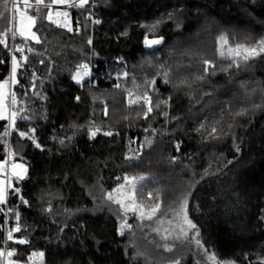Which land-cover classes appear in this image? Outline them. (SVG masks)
Wrapping results in <instances>:
<instances>
[{"label": "trees", "instance_id": "obj_1", "mask_svg": "<svg viewBox=\"0 0 264 264\" xmlns=\"http://www.w3.org/2000/svg\"><path fill=\"white\" fill-rule=\"evenodd\" d=\"M12 1L0 0V39L7 41L0 45V81L10 77L12 43L24 46L28 60L11 89L16 124L8 132L9 122L0 121V163L19 162L27 171L9 180L0 205V252H14L20 264L35 253H43L41 264H205L194 243L175 237L168 251L155 231L187 197V213L218 264H264V54L237 68L218 51L222 34L225 52L264 37V0H93L100 21L94 25L91 2L64 8L44 0L27 11L39 43L3 36ZM58 9L68 13L72 31L48 20ZM146 35L163 43L148 50ZM204 61L215 69L205 73ZM83 63L92 75L77 84ZM145 92L154 106L148 119L129 105L131 93ZM157 97L166 101L159 109ZM241 108L246 114L235 116ZM247 157L256 181L240 180L233 192L209 199L207 186L227 179ZM132 177L136 204L147 212L160 205L150 221L107 199ZM123 224L131 228L121 235Z\"/></svg>", "mask_w": 264, "mask_h": 264}, {"label": "snow or ice", "instance_id": "obj_2", "mask_svg": "<svg viewBox=\"0 0 264 264\" xmlns=\"http://www.w3.org/2000/svg\"><path fill=\"white\" fill-rule=\"evenodd\" d=\"M252 2L254 3L255 0H252ZM53 3L57 4V5H62V4H66L67 0H53ZM36 4L37 6L43 5L44 4V0H36ZM88 4V0H80V7H84L85 5ZM45 7H50V5H44ZM30 7V0H23V7L21 8L19 4H14L13 9L11 10V12L13 13L12 15H10L8 17V22H9V27L7 28L6 31L3 32V36L5 37H9V33H11L10 39H15V37L17 35H19L20 37H22L24 40H35L36 43H39V37L36 35V32L31 31V28L36 24L35 19L33 18V16H28L26 15L28 9ZM5 10L7 11V4H5L4 6ZM36 11H39V7H37ZM52 12H48L47 13V18L49 21H51L52 23H56V21L52 20ZM56 15H63L64 17L68 16L67 12H63V13H56ZM172 16L171 14L169 15V19H171ZM25 21H27V25H25ZM13 22H17L19 24V27L17 29H13V27L11 26L13 24ZM96 23H99V20L95 21ZM162 23V20H158V21H154L149 27V31L155 32V30L157 29L158 25ZM63 27H68L67 23L65 22L63 25ZM177 27H179V23H177ZM69 31H72L71 28H68ZM89 44H91V40L88 41ZM163 43V37H159V38H152L149 39L148 36L146 35L144 38V44L147 48L152 49L160 44ZM218 44H219V55L221 57L222 60H228L230 61L229 67L231 66H235L237 68L240 67L241 63L247 64V62L251 59H255L259 56H261V54H264V37H261L256 43L251 44V45H244V44H235L234 47L229 46L227 47V50L225 52V46L229 45V40L227 35H220L218 38ZM0 45H5L7 46V41L5 39H0ZM25 51L24 46H18L15 48V52L20 53L21 57L20 59H17V57L15 55H13L11 57V73H10V77L8 79H5L3 81V83H0V121H4L5 119L8 118V113L6 112L5 108H4V99H5V94L3 92V89L6 85L9 84V81H11V83L13 84H17L19 83V81L17 80V70L18 68L21 66L22 61L26 62L28 60L27 56H24L23 53ZM29 51H31V49H29ZM42 62V61H41ZM0 63H3L2 60H0ZM204 64L206 65V67L204 68V72L207 73L209 67L215 69V65L211 64L209 61H204ZM30 67V65H29ZM78 71H76L75 73V79L76 81L79 83L81 81V78L84 76H88L89 75V65L88 63H83L79 66ZM24 73H21V76H23ZM126 75V74H125ZM164 83H168V73L167 71L164 72ZM203 77H201L202 79ZM155 81H152L151 84L154 85ZM181 83H185L184 81H181ZM117 87H119V85H117ZM21 88H24V85H21ZM264 91V90H262ZM12 100L11 103L13 106H15L17 104V100H16V95L15 93H12ZM33 95H36V93H33ZM168 99H171V97H169ZM141 98L137 97L135 100L131 101L133 104H136L137 108L144 110V118L148 119L149 114H151L153 112L154 106L152 103V97L149 96L147 94V92H145L144 97L142 98V102L137 103V101H140ZM166 104V101L163 100L160 97H157V102L155 104V108L159 109L160 104ZM18 109H13V111L11 112V126L16 124V113H17ZM247 112L246 108H241L240 110H238L234 115L235 116H243L245 115ZM162 115H164L165 117L168 116V112L165 109L162 113ZM154 118V117H153ZM21 120H24L25 117L21 116L20 117ZM100 129L96 128L95 131H90L89 135L92 138H95V136L97 135V132H99ZM212 134L216 133V128L213 127L211 129ZM113 133L111 132H104L103 135L105 136H110ZM5 135H7V133H5ZM20 137H24L25 133L24 132H20L19 133ZM31 139V137H29ZM61 143H63V141H61ZM36 147H40V145L37 143ZM177 150H179V144L176 145ZM236 150L239 151V146H236ZM231 163V162H229ZM209 167H211V165H209ZM3 168V165H0V169ZM16 169H21V171L18 173L16 171ZM27 169L24 167L23 164H13L12 165V174L14 176H17L18 179H23L24 177V172H26ZM128 182V184H130L131 187V193L133 195V200L132 203L130 205V207H124L121 204V201L119 199L115 200V203L117 204H121V207L124 208V211L127 212L129 210L132 211H136L137 208L139 206L136 205L135 203V191H136V185L134 183V181H136L135 177L132 178H125ZM140 180H143V177L140 178ZM121 188H117L116 192H121ZM18 192V189H14V193ZM149 198L151 199V193L148 194ZM107 199L109 201H113L114 197L112 193H108ZM6 202V192L4 189V181H0V205L4 204ZM24 203H27V201H23ZM188 198L185 197L183 203L181 204L179 210L175 213V218L178 222V226H179V233L176 237V239H180L181 237L187 241L189 244H193L195 245L196 249L198 250L199 254L201 255V257L205 260V264H207L208 261H211L212 264H218L217 261V257L215 256L214 253L209 254L210 250L204 248L200 235H199V229L197 227V224L193 222V220L189 217L188 213H187V207H188ZM160 209V205L159 203H155L153 205L150 206V211L145 214V212L140 211L139 212V216L138 219H140L141 221L143 220H152L153 216L159 211ZM0 211H2V209H0ZM16 219H19L18 214L16 215ZM162 223V221H161ZM169 223H171V221H169ZM131 228V225H127V224H123L121 226L122 231H121V235L124 234L123 232V228ZM16 231H19V227H17L15 229ZM158 231V230H157ZM165 239H167V237H164ZM8 239L11 240L12 239V232L9 231L8 232ZM19 244H24L26 243L25 240L20 239L18 241ZM166 250L171 251V248L168 247L167 245L165 246ZM15 253L12 251H8L7 253L4 252H0V257H3L5 255H7V257H12ZM36 255L39 256H43V253H38ZM8 264H13V262L11 260H9ZM173 264H179V261H173ZM196 264H199V261L196 262Z\"/></svg>", "mask_w": 264, "mask_h": 264}, {"label": "rangeland", "instance_id": "obj_3", "mask_svg": "<svg viewBox=\"0 0 264 264\" xmlns=\"http://www.w3.org/2000/svg\"><path fill=\"white\" fill-rule=\"evenodd\" d=\"M31 1L32 0H30V6L36 4V2H34V1L31 2ZM14 2L15 3L16 2L17 3H20V2L23 3V0H14V1H12V9H13V6H14V4H13ZM52 6L62 7V6H64V4L57 5V4L53 3ZM20 7L22 8L23 6H20ZM56 13H58V12H52V14H53L52 15V20L56 21V24L61 26V27H63L62 25L66 22L67 25H68L67 28H71V21H70L69 16H67V17H64L63 15H59L58 16V15H56ZM59 13H63V10H60ZM26 15L31 16L28 12L26 13ZM25 25H27V21H25ZM12 27L15 30V29H17L19 27V24L17 22H13ZM64 28H66V27H64ZM31 31L34 32V26L31 28ZM17 36L20 37L19 35H17ZM20 38L23 39L22 37H20ZM24 41L36 42L35 40H24ZM89 68H91V67L89 66ZM74 79H75V75H74ZM84 80H85V76L81 78V81L79 83L76 81V79H75V82L77 84H81ZM0 83H3V81H0ZM12 84L13 83H11V81H9V84L6 85L4 87V89H3V92L5 94L4 108H5L6 112L8 113V118L5 119L6 121L9 122L8 123V132L12 128V126L10 127V125H11V115L10 114H11V112L13 111V109L15 107L11 103V100H12V95H11L12 94V91H11ZM18 117H19V112L17 111L16 120H17ZM252 144L254 146L257 143H256L255 140H253ZM245 159L246 160H244L242 162V164L239 167H237L230 174V176L227 179H225L224 181H221L220 183L215 184L213 186H207V189L205 190V192H207V195L209 196V199H212V200L217 199L218 197H215V196H218L222 192H223V194L224 193L233 192L234 190L230 191V189L233 187V185L236 182H238L240 180L244 179V181H246L247 183H249V182L252 183V182L256 181L257 173H256V171L254 169L249 167V166L253 165V163H249L248 162V157L245 158ZM13 164H22V163H19V162L9 163L7 161L4 162V163H0V165H3V168L0 169V181H4V189H5V192H6V200H7V194H8V187H9V183H10L9 180H11L12 178H17V176H14L12 174V165ZM24 167L26 168V166H24ZM247 168H250L251 171H246ZM16 171L19 173L21 171V169H16ZM25 174H26V172H24V176H25ZM131 187L132 186L130 184H128V182L126 180L122 185H120L118 187V188L122 189L121 192L118 193V192L115 191L113 193L114 200L119 199L121 201V204L124 207H130V205L132 203V200H133V195L131 193ZM235 191H237V193H238L237 189H235ZM237 193H236V195H237ZM140 211L145 212V214H147L149 212V211L147 212L146 210H144L141 206H139L135 212L132 211V210H129L127 212H130L133 215L134 214L139 215ZM169 221H171V223H169ZM155 231L157 233H159L162 236V240H164V242L167 243V244H165V246L167 245L168 247H170L169 244H168V241L173 240L175 237H177V235L179 233V226H178V222H177V220L175 218V214H173V216L171 218L167 219V220H162V223L161 222L158 223ZM164 237H167V239H165ZM3 252L5 253V251H3ZM9 260H11L13 262V264H20V263H17L15 261H13L11 257H7V255L3 256V264H8ZM41 261H42L41 256L36 255V253H35V254H33V256H32V258H31V260H30V262L28 264H41Z\"/></svg>", "mask_w": 264, "mask_h": 264}, {"label": "built area", "instance_id": "obj_4", "mask_svg": "<svg viewBox=\"0 0 264 264\" xmlns=\"http://www.w3.org/2000/svg\"><path fill=\"white\" fill-rule=\"evenodd\" d=\"M14 1V0H13ZM93 0H88V2H91V6H90V12H89V14H88V18L90 19V21H91V23L94 25V24H98V23H96L95 21L96 20H99L98 18H97V13H96V11H95V4H94V2H92ZM22 2H20V3H13V4H19L20 6H23V3L21 4ZM72 6H80V0H78V1H75V2H71V1H69V0H67V3L66 4H64V8H69V7H72ZM100 22V21H99ZM22 44H18V45H14L13 43L11 44V57L13 56V55H15V48L16 47H18V46H21ZM23 46V45H22ZM18 57H20L21 56V54L20 53H18V55H17ZM91 75H92V69L91 68H89V75L88 76H85V79H88V78H90L91 77ZM138 96L137 95H135L134 93H131L130 95H129V105H130V107H137L136 106V104H133L131 101H133V100H135L136 98H137ZM141 98V100L140 101H137V103H140V102H142V98L143 97H140Z\"/></svg>", "mask_w": 264, "mask_h": 264}, {"label": "crops", "instance_id": "obj_5", "mask_svg": "<svg viewBox=\"0 0 264 264\" xmlns=\"http://www.w3.org/2000/svg\"><path fill=\"white\" fill-rule=\"evenodd\" d=\"M32 1L36 2V0H32ZM32 1H31V2H32ZM62 7H63V6H62ZM60 10H61V9H58V10H55V11H54V10H51L50 12H59ZM63 12H64V11H63Z\"/></svg>", "mask_w": 264, "mask_h": 264}, {"label": "water", "instance_id": "obj_6", "mask_svg": "<svg viewBox=\"0 0 264 264\" xmlns=\"http://www.w3.org/2000/svg\"><path fill=\"white\" fill-rule=\"evenodd\" d=\"M144 45H145V44H144ZM156 47H157V46H156ZM145 48L149 50V48H147L146 46H145ZM154 48H155V47H154Z\"/></svg>", "mask_w": 264, "mask_h": 264}]
</instances>
